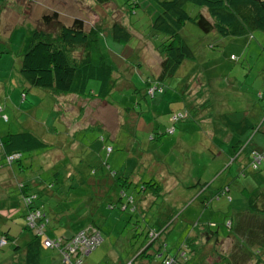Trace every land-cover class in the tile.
<instances>
[{
    "label": "rangeland",
    "instance_id": "rangeland-1",
    "mask_svg": "<svg viewBox=\"0 0 264 264\" xmlns=\"http://www.w3.org/2000/svg\"><path fill=\"white\" fill-rule=\"evenodd\" d=\"M91 1L6 0L1 3L0 137L28 130L44 141L46 146L24 152L20 160L10 165L5 162L0 146V166L4 165L0 167V206L1 196L9 193L11 197H16L20 182L32 188L53 181L52 174L56 171L62 174L70 172L63 183L53 181L54 194L49 198L44 196L42 200L46 203L50 199L54 211L59 212L57 216L62 218L61 225L65 228L63 234L69 235L92 223L99 226L102 241L85 257L83 264H128L129 261L141 264L142 257H134L137 246L146 242V232L142 230L147 229V225L143 217H136L127 206L126 210L122 208L124 211L116 205L109 208V203L118 198L117 192L121 188L117 179L111 178V181H115L111 186L95 185V180L103 173L107 174L110 169L115 174L118 172L120 176L129 177L131 181L142 175L145 182L148 175L157 173L165 162L167 166L164 170L169 172L167 175L179 179V186L171 191L174 196L184 198L187 193L183 187L191 181L206 183L210 190L219 187L227 177L226 182H231L228 195L235 208L228 206L229 212L248 210L247 197L250 195H243L241 190L259 186L264 188V32L252 30L247 34L224 36L216 31L203 32L192 22H186L180 34L192 49L194 58L185 60L175 77L164 81V90L150 98L145 94L144 83L146 77L154 75L159 67V54L155 46L164 38L150 26L159 7L152 0H109L102 5L98 1ZM185 8L192 16L201 12L211 20L205 8L192 3H187ZM53 10L58 11V18L63 24H69L74 17H80L84 20L86 30L93 25H104L102 46L106 45L108 59L115 65L114 75L123 78L117 81L103 100L105 104L97 98L94 101L81 100L72 94L55 97L48 89L29 87L19 73L17 60L27 49L32 30L38 26L51 32L56 31L55 25L46 26L41 22V16ZM113 21L122 23L132 33V38L126 44L113 40L110 30ZM128 78L131 79L132 87L125 86L124 79ZM197 79L206 83L204 90ZM186 82L192 86L186 95L189 106H198L199 102L208 97L205 93L207 91L213 108L218 107L220 112L235 120L247 116L254 123L252 129L237 133L238 141L233 145L236 153L231 148L225 151L226 138H221L220 131L211 137L213 127L206 126L205 121H195L202 131L190 135H181L176 130L172 135L149 139L150 134L173 126L174 115L185 111L181 93L182 84ZM90 85L96 88L98 83ZM23 91L27 95L26 99L21 98ZM79 106H84V110L68 133L61 117L66 114L65 110L78 115ZM191 107L186 109L190 110L189 118L193 116ZM3 115L7 116L6 120L2 118ZM256 128L259 130L254 131ZM106 145L112 146L111 152L107 153ZM252 149L263 154L257 170L251 168V162L248 163V153ZM131 186L124 189L136 195L133 190L135 187ZM141 197L149 198L151 194L142 193ZM222 201L218 207L219 199H215L214 203L217 211L225 212L228 202L225 197ZM185 202L188 201L174 208L172 213L175 216L172 217L171 226L175 223L176 226L180 225L183 215H179L187 206ZM192 207L188 210L196 219L198 213ZM155 208L166 210L168 207L166 203L157 201L152 205V209ZM2 212L5 216L0 215V228L14 225L5 218L7 212ZM150 214V208L143 211L144 217ZM220 216H217L215 222L220 226L219 239L224 243L218 245L214 239L211 240L213 247L207 248L208 253L198 251L191 256L187 252L189 260L185 264H206L208 257H219L215 264H264V241L251 245L243 240L235 225L232 229L221 225L225 217ZM226 216L233 220L231 213ZM19 221L18 218L16 222ZM166 232L157 242L164 239ZM172 234L174 236H168L165 240L164 248L173 255L175 250H172V246L176 247L175 244L186 237L187 231L182 232L177 239L179 231L175 229ZM231 238L248 253L249 258H243L245 261H239L241 256L233 258L230 255L231 251L227 250L230 244H226ZM165 250H162V255L166 253ZM21 254L10 243L2 245L0 264H12V260L18 264ZM39 257L37 264H59L60 257L55 250L41 248Z\"/></svg>",
    "mask_w": 264,
    "mask_h": 264
},
{
    "label": "trees",
    "instance_id": "trees-1",
    "mask_svg": "<svg viewBox=\"0 0 264 264\" xmlns=\"http://www.w3.org/2000/svg\"><path fill=\"white\" fill-rule=\"evenodd\" d=\"M3 1L6 0H0V15L3 9L1 5ZM94 1L100 2L101 5L109 2V0ZM152 1L157 4L159 11L154 16L150 26L154 32L162 34L164 38L155 46L159 54V67H157V71L154 75L150 78L149 76L146 77L147 79L144 83L145 94L150 98H153L156 93L164 90V81L175 77V74L185 60L194 58L192 49L180 34V30L186 22H192L203 32L208 33L210 31H216L224 36L247 34L252 30H261L264 32V0ZM187 3L205 8L211 20L201 12H198L194 16L190 15L185 8ZM58 14V11L53 10L51 13H46L41 16V22L46 26L55 25L56 31L51 32L38 26L32 30L29 45L25 52L21 54V58L17 60L19 62V73L29 87L48 89V92L55 97L72 94L84 98L88 97L97 98L101 101L104 100L121 77V75L117 77L114 75L115 65L108 59L106 45L104 44L105 47L102 46L101 34L103 33L102 27L104 25H93L86 30L82 18L74 17L69 24H63L59 20ZM110 30L115 42L126 44L132 38V33L126 26L118 21H113L111 23ZM137 65L138 67L140 66V64ZM197 80L200 87L204 90L206 83H201L199 79ZM93 82L98 83L96 88L91 87L90 84ZM191 87L190 82L182 84L183 93H181V99L185 102V111L181 114L174 115L172 118L173 126H167L166 129L150 134L149 139H160L163 135H172L176 130H178L181 135H190L194 132L202 131V129L195 124V121H205L206 126H212L213 129L210 131L211 137L213 134L216 135L220 131L221 138H226V142H228L227 139L229 136L235 133L237 136V133L242 134L254 127L252 121L247 116L243 115L241 119L235 120L226 113L220 112L218 107L213 108L210 102V95L207 94V91H205V93L208 97H206L204 101L199 102L198 106H189L186 95ZM26 97L27 95H25L24 91L21 92V98L26 99ZM187 107H191V113L193 114L192 118H189L190 110L186 111V109H188ZM1 110L2 108L0 107V111ZM2 118L6 120L7 116L3 115ZM263 124L264 122L262 125ZM258 130L259 128H256L254 131ZM101 140L105 141L104 137H101ZM210 140L212 141V139ZM226 142L224 141V146L227 145ZM236 142L234 144H236ZM0 146L5 156V162L10 165L13 161L20 160L24 152L44 148L46 143L34 133L28 130H22L1 136ZM105 148L107 153L112 151V146L110 145H106ZM232 151L233 153L237 151L234 146H232ZM14 153L18 154L17 158L13 159L11 162H7L6 157ZM254 153L261 155V159L258 163L255 160ZM262 159L263 154L255 149H252L251 152L248 153V163L251 162V168L253 170L258 169ZM254 162L257 163L255 167H253ZM2 166L4 165L0 167ZM165 166H167V163L163 162L157 173H150L148 175V180L145 182H143L145 177L142 175L141 178L132 179L131 181L129 177L120 176L118 172L115 174L110 169L107 174L103 173L95 180V185L105 184L106 186L114 184L115 181H111V178L118 180L121 188H119L117 192L118 198L115 201L113 200L114 202L109 203L108 206L110 209L114 208L116 205L120 210L124 211L123 209L126 210L127 206L128 210L136 213L140 201L142 202L145 200V198L141 197L142 193H150L151 196L154 197L155 202L160 201L161 203H166L168 207L166 210L161 208L152 209L151 207V214L143 218L147 225V229L142 230V232H146V242H142L137 246L136 256L134 258H147L149 256L157 240L171 226L173 221L172 217L175 216V214L172 213L174 208L181 205L185 200L188 201L185 202L187 205L185 209L198 205V217L192 222V229L194 228L193 236L185 237L180 247L173 255L164 253L160 264H163L166 258L172 259L176 264H185L186 261L189 260L186 256L187 252L191 256H194L198 251L208 253L207 248L211 249L213 247L211 245V240L214 239L218 245L224 243V241L221 242L219 239L220 226L218 227V223L215 222L219 214L221 215L219 218L222 216L225 217L220 224L228 229H232L233 225H235L234 227L237 232L242 235L241 237L244 241H247L251 245L264 241V188L261 189L259 186L251 190L245 188L241 190L243 195H250L249 198L247 197L249 208L244 211L229 212L230 208H235L231 204L233 201L232 198L228 195L231 182H226L227 177L219 187L211 188L210 190H207L208 184H202L200 181H194L192 184L188 183L187 186L183 187L184 190L196 191L199 197L188 195L186 198L180 199V202H177V204L167 203L163 202V197H165L163 185L164 181L167 178L169 180L171 177L167 175L169 172L164 170ZM69 173L70 172L62 174L56 171L52 174L53 181L55 183H63L66 175ZM71 176L72 175H70V177ZM115 176H117V178ZM53 181L37 184L32 188H29L24 182H20L17 185L18 193L16 197H11L8 195L9 193L1 196L2 204L0 206V215L4 217L5 215L2 211H6L7 217L5 218H8L15 227L14 225L7 226V228L6 226L1 227L0 239L3 238L6 245L10 243L13 245L15 251L22 253L18 264H37L40 258V249L47 248L44 245V240L47 238L55 240L56 242L59 241L57 248L60 249H49L55 250L59 254L61 263L66 264L62 261V255L59 250L65 248L67 243L74 238L75 235L84 230L92 229L98 231L101 236L99 226L95 223H92V225L87 228L70 232L69 235L63 234L65 228L61 225L62 218L57 216L59 212H56V210L54 211V207L51 206L49 202L50 199L46 203L42 200V197L46 196L49 198L54 194L52 190L54 187ZM128 185H133L135 187L133 190L136 191V195L124 189ZM207 193H210L209 196H206ZM223 197H225L228 202L227 210L225 212L217 211V207L223 203L221 199ZM215 199H219L217 207L214 203ZM228 206L230 208H228ZM185 209L183 211H185ZM12 211L14 212L12 213ZM36 213L37 217H34V219L30 221L28 216ZM230 213L233 215V220L226 216V214ZM157 216L160 217L158 218ZM18 218L20 221L16 222ZM156 219L163 220L161 223H157L154 226L152 221ZM157 226H159V228H156ZM23 230L26 232H23ZM20 232H22L20 234L22 235V239L24 236H27L24 244L17 242V235ZM23 233L27 235L23 236ZM259 234L263 237L258 238L260 237ZM231 239H228L227 242L229 243L226 244L227 246L230 244V246L227 247V250L231 251L230 255L233 258L241 256V260L237 259L239 261H242L243 258L245 259V256L249 258L248 253L243 251L242 248H239L236 241ZM200 241L202 242L200 243ZM164 247L165 243L163 241L162 244L155 248L157 249L155 250V254L160 251V255H162V250H165ZM235 249L237 252H235ZM93 250L83 257L80 256L79 264H83L85 257ZM166 251L167 250H165V252ZM71 257L74 260V257ZM219 259V257H215L216 261ZM129 262L133 264V261ZM140 263L148 264L149 260L146 261L141 259Z\"/></svg>",
    "mask_w": 264,
    "mask_h": 264
},
{
    "label": "crops",
    "instance_id": "crops-1",
    "mask_svg": "<svg viewBox=\"0 0 264 264\" xmlns=\"http://www.w3.org/2000/svg\"><path fill=\"white\" fill-rule=\"evenodd\" d=\"M120 77V76H119ZM122 77H120V79H121ZM119 79V80H120ZM123 79V78H122ZM124 80H126V83H125V86H127V87H132L133 85L131 84V79H124ZM60 98H61V96H59ZM58 97V98H59ZM77 98H79V99H81V100H88V99H90V100H92V101H94V100H97L96 98H88V97H79V96H76ZM62 100H64V97L62 98ZM99 101V100H98ZM59 102V100L57 99V103ZM101 103H103V104H105L104 102H103V100L102 101H100ZM58 105V104H57ZM63 106H64V104H63ZM83 110H84V106H79V114L77 115V113H75V112H72V111H68V110H65L66 111V114L64 115V117H61V118H63L62 119V122L63 121H65V123H63L64 125H65V127H66V129L68 130V133H70V130L72 129V124L74 123V122H76L77 120H79V118L80 117H78L79 115L81 116V114H82V112H83ZM59 113H60V111H59ZM71 114H73V115H75V116H73L72 117V115ZM60 118V119H61ZM69 120H71V121H69ZM252 125H254V123L252 122ZM262 126H264V124L262 125ZM236 134V133H235ZM235 134H233L232 136H229L228 137V139H227V141L228 142H226V146H224V149H225V151H227L228 152V150H229V148H231L232 149V146H233V144L237 141V136L235 135ZM195 181V180H194ZM190 184H192V181L190 182ZM178 187L179 186V182H178V179H172V178H170L169 180H168V178L164 181V185H163V187H164V193H165V197H163V202H170V203H172V204H177V202H180V198H178V197H176V196H174L173 194H172V192L171 191H173L174 189H175V187ZM208 189H209V187H207ZM207 189V190H208ZM183 190H184V188H183ZM186 193H187V195L184 197V198H186L188 195H192V196H194V197H199L198 196V193H196V191L195 192H192V191H186V190H184ZM191 196V197H192ZM184 198H182V199H184ZM222 199V198H221ZM147 201V202H146ZM221 201V200H220ZM155 202V199H154V197L153 196H151V197H149V198H145V200H143L142 202L140 201V203H139V206H138V213L136 212L135 213V215H136V217H139L138 215H140V217L142 216L143 218H144V216H143V211L144 210H147V209H151V207H152V205H153V203ZM197 207H198V205H196V206H194V207H192L197 213H198V210H197ZM181 215H183V217H182V219H181V222H180V225L179 226H176L177 225V223H175L172 227H171V229H169V231L165 234V237H164V240H160L159 242H156V244H155V247H154V249L151 251V253L149 254V256L147 257V258H141V259H144V260H146V261H148L149 260V263L148 264H160V262H161V258H162V256L163 255H160V251L157 253V254H155V250H157V249H155L158 245H160V244H162V242L164 241V243H165V240L168 238V236H174L173 234H172V232H173V230H178L179 231V234H178V236L176 237V239L178 238V237H181V233L182 232H184V231H187V236L186 237H188V236H193V233H194V228L192 229V222L194 221V216H193V214H192V212H190L188 209H185V211H183V213L181 214ZM180 215V216H181ZM158 218L160 217V216H157ZM163 219H156V220H153L152 222H153V225L155 226L157 223H161V221H162ZM192 229V230H191ZM22 237V235H19V237H18V239H17V242L18 243H20V244H24L25 242L24 241H26V239H27V236H24L23 237V239L21 238ZM20 239H21V241H20ZM162 241V242H161ZM183 242V240H181L178 244L176 243L175 245H177L176 247H174V246H172V250H175V251H177V249L180 247V244ZM202 241H200V243H201ZM142 249V248H141ZM167 251H166V253H172L170 250H168V249H166ZM59 255V254H58ZM151 255V256H150ZM215 258L214 259H210V258H206V264H215ZM12 264H14V261L12 260ZM59 264H62L61 263V261H60V259H59ZM255 264H258V263H255Z\"/></svg>",
    "mask_w": 264,
    "mask_h": 264
},
{
    "label": "built area",
    "instance_id": "built-area-1",
    "mask_svg": "<svg viewBox=\"0 0 264 264\" xmlns=\"http://www.w3.org/2000/svg\"><path fill=\"white\" fill-rule=\"evenodd\" d=\"M16 153L8 155L7 162H11L13 159L17 158ZM255 160L258 163L261 159V155H258L257 153H254ZM256 162H254L253 167L256 166ZM34 217H37L36 214H31V216H28V219L32 221ZM101 242V236L98 231L95 230H84L83 232L78 233L75 235L74 238H72L65 248L59 250V252L62 255V261L66 264H79L80 263V256H84L87 253H89L91 250H93L95 247H97ZM59 241L51 240V239H45L44 245L47 248H57ZM5 245V240L3 238L0 239V246ZM74 257L73 258L71 257ZM176 264L172 259L166 258L163 261V264ZM128 264H131L130 262Z\"/></svg>",
    "mask_w": 264,
    "mask_h": 264
}]
</instances>
